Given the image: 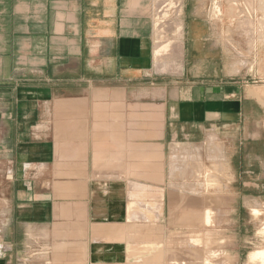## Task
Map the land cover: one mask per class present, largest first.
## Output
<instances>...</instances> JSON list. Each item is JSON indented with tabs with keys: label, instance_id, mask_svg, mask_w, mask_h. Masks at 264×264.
<instances>
[{
	"label": "crops",
	"instance_id": "0c3cea01",
	"mask_svg": "<svg viewBox=\"0 0 264 264\" xmlns=\"http://www.w3.org/2000/svg\"><path fill=\"white\" fill-rule=\"evenodd\" d=\"M190 1L175 26L183 42L159 36L155 47V9L165 16V6H180L174 0H0V264L116 259L131 231L99 229L142 219L147 185L164 188V215L170 145L205 141L212 130L241 144L259 138L251 134L259 102L226 44L214 43L206 0ZM154 146L163 181L147 176ZM258 151L247 166L264 169ZM142 236L132 244H148Z\"/></svg>",
	"mask_w": 264,
	"mask_h": 264
},
{
	"label": "rangeland",
	"instance_id": "374dc122",
	"mask_svg": "<svg viewBox=\"0 0 264 264\" xmlns=\"http://www.w3.org/2000/svg\"><path fill=\"white\" fill-rule=\"evenodd\" d=\"M164 1L170 2V0ZM174 1L180 6L171 4L165 6V16H162V12L159 11L160 7L155 9V47L160 40L159 36L163 37V40L183 42V36L178 35L175 28L178 21H181L183 26L185 16L183 0ZM190 2L189 6L192 8L193 0ZM206 2L208 7L204 16L211 22L217 37L213 41L214 43L222 41L226 44L231 68L243 77L248 90L247 95L252 88L264 87V0H206ZM177 8L181 12H178ZM216 48L214 52L218 53L219 45ZM166 73L167 75L179 74L171 71ZM259 105L261 106L260 116L252 125L251 133L253 137L258 136L257 139L248 141L244 139V143L241 144L239 135L238 137L232 135V139L229 137L227 139L217 130H212L205 141L175 143L165 150V166L167 170H170L172 148L179 147V156L176 159L178 166L174 168L173 177L165 183L167 198L164 215L162 216L161 213L164 188L160 187L161 200L152 207L154 215L151 218H157V221L154 220L156 222L154 227H149L147 236L151 235L150 238L153 240L154 235L158 234V238L154 240L155 245H151L153 250L167 251L171 248H182L184 251L200 250L206 256L207 249L210 248L216 253L215 260H220L219 264H253L250 260L251 252L264 248V169L259 168L258 164L253 166L254 169L252 166L248 167L246 161L249 154L258 150V152L264 151V105L261 102ZM211 135L215 138L212 139ZM255 141L260 142L255 143ZM260 143L263 146H260ZM154 147L161 154L158 167L160 165L161 168H159L163 174L164 155L160 146ZM234 153L235 156L232 157ZM241 160L244 162L243 169L240 167ZM164 176L163 174V180ZM170 186L184 193L187 199L196 195L198 191L202 196L206 193L203 196L204 205L209 204V199L213 205L211 223L204 224L203 218L198 217L197 213L190 215L189 209H184L185 211L178 209L179 212H173L170 204V191L173 188ZM253 208L260 209V213H254ZM134 244L141 247L146 245L142 241Z\"/></svg>",
	"mask_w": 264,
	"mask_h": 264
},
{
	"label": "bare ground",
	"instance_id": "6f19581e",
	"mask_svg": "<svg viewBox=\"0 0 264 264\" xmlns=\"http://www.w3.org/2000/svg\"><path fill=\"white\" fill-rule=\"evenodd\" d=\"M157 1H164V0H157ZM218 12V11H217ZM163 15V14H162ZM245 30H246V27H244ZM159 69V68H158ZM160 70V69H159ZM248 91V90H247ZM248 96L251 97V98H255L256 100H258L259 102L263 103L264 105V87H255V88H252L249 92H248ZM42 127V126H41ZM45 127V126H44ZM107 129V128H106ZM60 133V132H59ZM64 134V132H63ZM60 136V135H59ZM63 138V137H62ZM112 137H110L111 139ZM127 138V137H126ZM211 138H215V136L212 137L211 135ZM111 143V142H110ZM129 143V142H128ZM126 143V144H128ZM141 144V143H140ZM139 144V145H140ZM148 145V144H147ZM110 146V145H109ZM114 146V145H113ZM116 146V145H115ZM118 146V145H117ZM123 146V145H122ZM61 147V146H60ZM127 147V146H126ZM113 148V147H112ZM118 148V147H116ZM122 147H120L121 149ZM124 148V147H123ZM122 148V149H123ZM147 148V147H146ZM179 147L175 146L172 148V153H171V157H170V178L173 177L174 175V168H176L178 166L176 159L177 157L179 156V150H178ZM114 150V149H113ZM154 154L156 156V160H155V163L153 164H150L151 166H155V169L153 171H149L148 173V177L150 178H153L155 179L156 181H163V174H162V170L160 169V165L158 167V162L159 160L161 159V154L159 153V151H157L156 149H154ZM124 151V150H123ZM96 152V151H95ZM101 152V151H100ZM103 152V151H102ZM109 152V151H108ZM107 152V154H108ZM111 152V151H110ZM109 152V153H110ZM121 153V152H120ZM137 153V152H136ZM98 154V153H97ZM106 154V155H107ZM122 155V154H121ZM201 155V153H200ZM199 155V156H200ZM100 156V155H99ZM98 156V157H99ZM124 156V155H123ZM198 156V157H199ZM209 156V155H208ZM96 157V156H94ZM115 157V155H114ZM164 157V156H163ZM187 157V156H186ZM203 157V155H202ZM97 158V157H96ZM100 158V157H99ZM110 158V157H109ZM113 158V157H112ZM112 158L110 159V161L112 160ZM116 158V157H115ZM120 158V157H119ZM104 159V158H103ZM102 159V160H103ZM107 159V158H105ZM117 159V158H116ZM127 159V158H126ZM186 159V158H185ZM95 160V159H94ZM93 160V161H94ZM98 160V159H96ZM100 161V160H98ZM117 161V160H116ZM97 162V161H96ZM128 162V161H127ZM138 162V161H137ZM107 163V162H106ZM111 163V162H109ZM118 163V162H117ZM125 163V162H124ZM186 164V162H184ZM96 164V163H95ZM127 164V163H126ZM133 164V163H132ZM164 164V163H163ZM101 165V164H100ZM125 166V165H124ZM133 166V165H131ZM37 167V166H36ZM114 167V166H113ZM134 167V166H133ZM41 168V167H40ZM116 168V167H115ZM120 169V168H119ZM132 169V168H131ZM130 169V170H131ZM140 169V168H138ZM115 170V169H114ZM128 170V168H127ZM203 170V169H202ZM100 171V170H98ZM119 171V170H118ZM177 171V170H176ZM205 171V172H204ZM203 172L206 173V170H204ZM125 172V171H124ZM143 172V171H142ZM202 172V174H203ZM215 172V171H214ZM57 173V172H56ZM123 173V172H122ZM177 173V172H176ZM208 173V172H207ZM128 174V172H127ZM216 174V173H215ZM97 175V174H96ZM137 175V174H136ZM198 175V173H197ZM205 175V174H204ZM203 175V176H204ZM210 175V174H209ZM106 176V175H105ZM120 176V175H119ZM203 176L201 178H203ZM207 176V175H206ZM211 176V175H210ZM101 177V176H100ZM129 177V175L127 176ZM205 177V176H204ZM130 178V177H129ZM207 178V177H206ZM108 179V178H107ZM116 179V178H115ZM138 179V178H137ZM200 179V178H199ZM78 180V179H77ZM123 180V179H122ZM125 180V179H124ZM142 180V179H140ZM197 180V179H196ZM205 180V179H204ZM146 181V180H145ZM199 181V180H198ZM132 182V181H131ZM150 182V181H149ZM153 182V181H152ZM159 183H162V182H159ZM203 184V182H201ZM85 184V183H84ZM174 184V183H173ZM189 184V183H188ZM194 184V183H193ZM196 184V183H195ZM126 185V184H125ZM160 185V184H159ZM171 185V183H170ZM192 185V184H191ZM127 186V185H126ZM132 186L133 188V193H134V197L139 195V193H137L138 191H136V184L135 183H132ZM141 186V185H140ZM173 186V185H172ZM170 186V187H172ZM177 186V185H176ZM187 186V185H186ZM87 187V186H86ZM200 187V186H199ZM83 188V187H82ZM172 191H170V204L172 206V210L173 212H176L179 210L178 209H181V210H184V209H189V214L190 215H193V214H196L198 217H202L203 220H204V224H208L211 219H212V201H209V204L208 205H204L205 202H204V199H203V196L206 194H200V192L198 191V193H196V195H193L191 196L190 198H186L185 197V194L184 193H180L178 192L174 187H172ZM177 188V187H176ZM85 189V188H84ZM200 188H198L199 190ZM202 189V188H201ZM204 189V188H203ZM83 190V189H82ZM145 190V189H144ZM147 196L148 197H151V199L149 201H147L146 203L143 204V208H145L143 210V214L141 216L142 219H140L139 216H137L139 214V212H135L137 213L136 215H132L131 218H132V221L129 222V225L128 226H125L124 224H114V225H102L101 226V229H99L100 233H129L131 231L132 235L131 237L127 236L129 239H127L128 241V246L126 248V250H123V252L120 253V255H117V258L118 259L116 261L115 258H109L111 256H114L112 253H104V263H101V264H219V257L217 258L218 260H215V258L217 257L216 256V253L208 248L207 249V252H208V255H204V252L203 251H200V250H191V251H184L182 248L181 249H170V250H153L152 248V244H154V240L155 239H151L150 236H147V232H149V227L150 226H155L156 225V222L155 221H152L153 219L151 218V215L149 216V213H152L153 212V204H156L159 200H161V188L160 187H157V186H150V185H147ZM190 190V189H189ZM205 191V190H204ZM81 192V191H80ZM143 192V191H142ZM141 192V194H142ZM191 192V191H190ZM189 192V194H191ZM131 193V192H130ZM137 193V194H136ZM153 193V194H152ZM203 193V192H202ZM216 193V192H215ZM96 194V193H95ZM128 194V193H127ZM87 195V194H86ZM220 196V195H219ZM139 198H137V203H141L140 201H145L144 198H141L140 195L137 196ZM188 197V196H187ZM208 197H210V195H208ZM207 197V198H208ZM221 197V196H220ZM219 197V199H220ZM130 198V197H129ZM153 198V199H152ZM213 198V197H212ZM217 198V197H216ZM94 199V198H93ZM132 199V198H131ZM135 199V198H134ZM187 199V200H186ZM218 199V198H217ZM216 199V200H217ZM2 201V200H1ZM214 203V201H213ZM219 203V201H218ZM221 203V202H220ZM128 204H130L128 202ZM134 204V202L132 203ZM127 205V204H126ZM135 205V204H134ZM215 205V204H214ZM130 206V205H129ZM132 206V205H131ZM130 206V207H131ZM205 206V207H204ZM217 206V205H216ZM134 207V206H133ZM132 207V208H133ZM200 207V209L198 208ZM183 208V209H182ZM136 209V208H135ZM180 210V211H181ZM185 211V210H184ZM187 212V211H186ZM253 212L254 213H260V209H257V208H253ZM128 213V212H127ZM126 215V214H125ZM128 215V214H127ZM130 215V214H129ZM196 216V217H197ZM127 217V216H126ZM140 219V220H135V219ZM217 218H218V215H217ZM126 220H129L126 218ZM155 220L157 221V218H155ZM213 222V221H212ZM128 223V222H127ZM211 223V222H210ZM263 227H264V224H263ZM126 228V232H124V229ZM87 229V228H86ZM128 229V230H127ZM94 230V228H93ZM85 232V231H84ZM88 232V231H86ZM77 233V232H75ZM81 233V232H80ZM137 233H143V236H145V238L147 239V243L146 246H144L143 248L142 247H138V246H134L132 244V240L134 239V237H136V234ZM69 235V234H67ZM115 235V234H114ZM127 235V234H126ZM130 235V234H129ZM206 234H204L205 236ZM142 236V237H143ZM98 237V236H97ZM200 237V236H199ZM121 238V237H120ZM123 238V237H122ZM112 239V238H111ZM141 239V238H139ZM195 239V238H194ZM198 239V237H197ZM114 240V239H113ZM112 240V241H113ZM121 240V239H120ZM124 240V239H123ZM122 240V241H123ZM143 240V239H142ZM102 241V240H101ZM199 241V239H198ZM201 241V240H200ZM203 241V240H202ZM135 242V240H134ZM137 242V241H136ZM144 242V241H143ZM157 243V242H156ZM192 243V241L190 242ZM195 243V242H194ZM198 243V242H197ZM136 245V244H135ZM205 245H206V242H205ZM140 246V245H139ZM85 248V247H84ZM185 249V248H184ZM84 251V249H83ZM85 252V251H84ZM88 254V253H87ZM84 255L85 256H87ZM219 255V254H218ZM209 256L211 257L209 259ZM120 257H125V260L124 261H120ZM87 259V258H86ZM80 260V259H79ZM82 260V259H81ZM250 260L253 264H264V248H260V249H255L253 252H251V255H250ZM85 262H83L84 264ZM94 264V263H93ZM95 264H100L99 263H95ZM222 264V263H221Z\"/></svg>",
	"mask_w": 264,
	"mask_h": 264
}]
</instances>
